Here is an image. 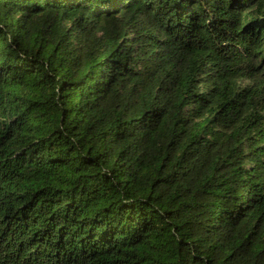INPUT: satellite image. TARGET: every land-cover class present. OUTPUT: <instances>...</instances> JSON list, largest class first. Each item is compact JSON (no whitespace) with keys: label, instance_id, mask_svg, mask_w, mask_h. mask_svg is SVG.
I'll return each mask as SVG.
<instances>
[{"label":"trees","instance_id":"1","mask_svg":"<svg viewBox=\"0 0 264 264\" xmlns=\"http://www.w3.org/2000/svg\"><path fill=\"white\" fill-rule=\"evenodd\" d=\"M0 264H264V0H0Z\"/></svg>","mask_w":264,"mask_h":264}]
</instances>
